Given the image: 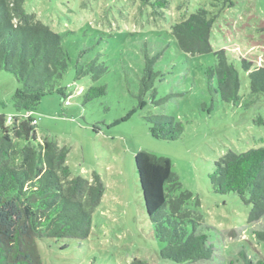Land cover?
I'll return each mask as SVG.
<instances>
[{
  "label": "rangeland",
  "instance_id": "rangeland-1",
  "mask_svg": "<svg viewBox=\"0 0 264 264\" xmlns=\"http://www.w3.org/2000/svg\"><path fill=\"white\" fill-rule=\"evenodd\" d=\"M23 0V8L61 35L67 69L56 92L41 97L32 111L41 139H54L69 151L71 175L87 179L97 172L105 186L92 212L87 238L37 239L42 264H257L264 263V217L249 221L251 204L234 192L213 190L209 174L227 149L242 152L264 146V94L248 106L224 101L217 84L210 87L206 69L223 48L238 71L239 94L249 92L248 73L264 66V0ZM232 4V5H231ZM204 8L215 16L211 52L189 54L176 46L171 25ZM146 57H154L155 94L141 92L139 80ZM96 59L107 71L93 81L77 76L76 63ZM91 85H104V95L83 100ZM22 83L0 71V113L15 114L12 94ZM165 100L159 102L161 99ZM167 114L183 124L174 140L156 138L145 117ZM261 117L262 122H258ZM144 149L167 157L180 190L189 191L185 205L196 215L197 232L207 235L210 256L175 263L162 258L165 245L154 234L143 204L134 154ZM200 215V216H198ZM191 229V223H188Z\"/></svg>",
  "mask_w": 264,
  "mask_h": 264
},
{
  "label": "trees",
  "instance_id": "trees-1",
  "mask_svg": "<svg viewBox=\"0 0 264 264\" xmlns=\"http://www.w3.org/2000/svg\"><path fill=\"white\" fill-rule=\"evenodd\" d=\"M166 3L156 1L160 7ZM214 18L206 9L198 8L172 24L170 35L178 49L189 54L211 52L209 35ZM214 56L215 63L205 73L210 87L215 79V92L224 101L248 106L264 94V66L252 67L242 59L249 79V92L243 98L238 71L228 61L225 50H216ZM153 65L154 57H146L139 80L141 92L151 91L152 97L158 74ZM67 66L60 34L26 12L23 0H0V71L12 73L22 83L11 97L15 109L11 122L7 124L6 116L0 113V264H42L37 239L87 238L92 212L103 196L105 186L97 172L90 179L72 176L65 163L69 149L52 138L41 139L31 118L22 116L35 110L45 94L56 92L66 99L60 80ZM106 71L107 67L96 59L76 63L78 77L89 75L96 81ZM105 92L104 85H91L84 91L83 100ZM145 120L156 138L174 140L183 132L182 122L172 115L150 114ZM257 121L262 122L261 117ZM134 165L145 212L155 236L165 243L160 256L175 263L207 259V235L197 232L196 215L185 206L192 194L179 189L171 161L140 149L134 154ZM209 180L214 191L234 192L251 204L249 221L264 217V146L242 152L227 149L214 161ZM253 234L264 239V231ZM131 264L147 263L135 259Z\"/></svg>",
  "mask_w": 264,
  "mask_h": 264
},
{
  "label": "built area",
  "instance_id": "built-area-1",
  "mask_svg": "<svg viewBox=\"0 0 264 264\" xmlns=\"http://www.w3.org/2000/svg\"><path fill=\"white\" fill-rule=\"evenodd\" d=\"M64 102H65V103H68V101H67L66 99H65ZM22 116H23V117H29V118H31V124H32V125H36V123H37V119H36L35 117L32 116V110H28V111L24 112V113L22 114ZM11 120H12V115L6 116V123H7V124H9V123L11 122ZM37 134H38V132H37Z\"/></svg>",
  "mask_w": 264,
  "mask_h": 264
}]
</instances>
